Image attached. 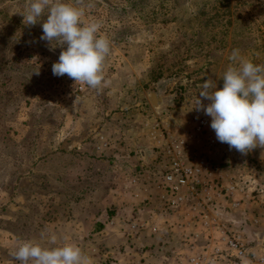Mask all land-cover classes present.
Returning <instances> with one entry per match:
<instances>
[{"label": "rangeland", "instance_id": "rangeland-1", "mask_svg": "<svg viewBox=\"0 0 264 264\" xmlns=\"http://www.w3.org/2000/svg\"><path fill=\"white\" fill-rule=\"evenodd\" d=\"M64 2L83 9L82 23L99 21L110 41L99 90L54 76L62 49L39 39L41 24L23 23L28 0H0V264H22L12 254L23 242L52 247L51 234L92 264H188L199 252L211 257L222 228L243 230L248 252L264 257V149L230 150L194 109L205 82L222 88L233 49L264 64V0ZM196 113L207 119L199 133ZM156 122L235 186L241 204H220L219 224L197 226L186 207L160 199ZM101 133L109 142L97 151Z\"/></svg>", "mask_w": 264, "mask_h": 264}, {"label": "clouds", "instance_id": "clouds-1", "mask_svg": "<svg viewBox=\"0 0 264 264\" xmlns=\"http://www.w3.org/2000/svg\"><path fill=\"white\" fill-rule=\"evenodd\" d=\"M26 26L41 24V41L62 50L52 65L54 76L67 75L75 83L101 89L106 83L104 63L110 54V41L98 35L99 21L82 23V8L64 0H28L19 12ZM46 14V15H45ZM44 17V19H41ZM50 50H53L50 47ZM232 65L224 72L222 88L205 82L194 109L211 118L210 127L216 139L229 149L247 155L256 148L264 149V64L244 58L233 49ZM208 101L207 105L203 101ZM42 237L44 233L41 234ZM52 247L23 242L12 254L22 264H92V259L75 244L57 245V235L47 237Z\"/></svg>", "mask_w": 264, "mask_h": 264}, {"label": "built area", "instance_id": "built-area-1", "mask_svg": "<svg viewBox=\"0 0 264 264\" xmlns=\"http://www.w3.org/2000/svg\"><path fill=\"white\" fill-rule=\"evenodd\" d=\"M194 129L202 132L207 126V119L200 114L193 115ZM154 140L163 145L162 152L165 160L162 161L157 187L160 191V199L170 209L186 207L189 219L195 225L212 227L220 223V211L225 205L231 203L232 208L241 203L234 200L235 186L226 185L219 181L215 174V168L206 158L199 155H188V144L185 138L173 137L159 123L151 127ZM222 204V205H220ZM217 205H220L217 207ZM230 208L229 206H225ZM209 212L214 214L208 215ZM222 225H218L221 227ZM222 228V227H221ZM222 237L212 241L210 245L211 257L208 259L200 254L188 257V264H226L236 261L240 263L247 260L251 264H264V257L254 252H248L244 240V232L241 229L226 231L222 228ZM193 243L199 238L194 234Z\"/></svg>", "mask_w": 264, "mask_h": 264}, {"label": "crops", "instance_id": "crops-1", "mask_svg": "<svg viewBox=\"0 0 264 264\" xmlns=\"http://www.w3.org/2000/svg\"><path fill=\"white\" fill-rule=\"evenodd\" d=\"M108 139V141L105 140ZM109 142V138H107V136L104 133L98 134V136H96V143H95V149L97 151H101V149L106 148V144H108Z\"/></svg>", "mask_w": 264, "mask_h": 264}, {"label": "water", "instance_id": "water-1", "mask_svg": "<svg viewBox=\"0 0 264 264\" xmlns=\"http://www.w3.org/2000/svg\"><path fill=\"white\" fill-rule=\"evenodd\" d=\"M149 101L155 108H160L163 102L161 95L159 93H150L149 94Z\"/></svg>", "mask_w": 264, "mask_h": 264}]
</instances>
